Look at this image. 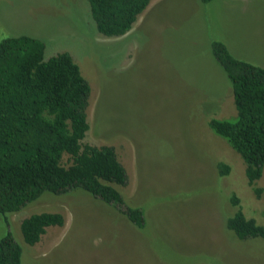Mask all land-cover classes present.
<instances>
[{"label":"rangeland","instance_id":"1","mask_svg":"<svg viewBox=\"0 0 264 264\" xmlns=\"http://www.w3.org/2000/svg\"><path fill=\"white\" fill-rule=\"evenodd\" d=\"M17 34L40 39L45 57L65 51L78 64L90 86L82 142L114 149L127 175L117 189L146 220L139 230L80 189L45 192L8 214V227L0 215V237L9 231L20 244L21 264H264V238L239 241L225 225L234 194L264 226V167L256 198L242 159L207 123L235 115L211 44L264 66V0H149L112 38L97 32L87 0H0V40ZM43 212L64 224L25 244L21 220Z\"/></svg>","mask_w":264,"mask_h":264},{"label":"trees","instance_id":"2","mask_svg":"<svg viewBox=\"0 0 264 264\" xmlns=\"http://www.w3.org/2000/svg\"><path fill=\"white\" fill-rule=\"evenodd\" d=\"M87 2L97 32L112 38L132 29L149 0ZM211 49L230 82L235 115L211 117L207 123L240 156L247 184L259 198L255 182L264 167V66L234 57L220 41ZM89 96V83L70 53L45 57V44L28 34L0 40V215L7 227L8 214L43 193L77 189L115 208L139 230L146 226L144 210L128 205L117 189L127 184V175L114 149L82 142L89 129ZM217 171L226 176L230 168L220 162ZM229 201L236 210L226 218V229L239 241L264 238V226L244 215L234 194ZM63 224L61 214L43 212L22 219L19 228L23 242L33 246L46 228ZM21 255L20 244L7 231L0 237V264H21Z\"/></svg>","mask_w":264,"mask_h":264}]
</instances>
